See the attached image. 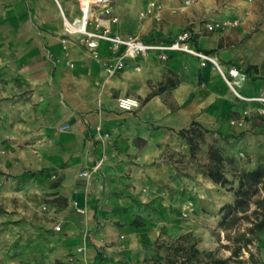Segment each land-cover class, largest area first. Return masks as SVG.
Listing matches in <instances>:
<instances>
[{"label":"crops","instance_id":"1","mask_svg":"<svg viewBox=\"0 0 264 264\" xmlns=\"http://www.w3.org/2000/svg\"><path fill=\"white\" fill-rule=\"evenodd\" d=\"M151 1L161 9L133 29L131 0H113L112 32L153 45L187 32L223 71L239 70L246 99L181 51L149 50L110 75L107 42L95 57L64 33L76 0H0V264H180L177 247L230 255L218 223L234 196L203 173L212 145L239 169L264 165V102L252 99L264 98V0H139V11ZM250 249L246 264H264V235Z\"/></svg>","mask_w":264,"mask_h":264},{"label":"trees","instance_id":"2","mask_svg":"<svg viewBox=\"0 0 264 264\" xmlns=\"http://www.w3.org/2000/svg\"><path fill=\"white\" fill-rule=\"evenodd\" d=\"M189 130H194V127ZM189 130H181L179 134L192 142V139L187 137ZM196 147L197 145H191V154ZM207 158L208 163L203 174L213 183L226 187L234 196L233 203L221 207L223 215L218 223L225 232V238L230 242V245L223 246L230 250V255L222 257L218 250L192 251L193 247H190L189 252L177 247L175 254L183 259L180 264H246L243 252L249 254V260L252 259L250 246L260 242V236L264 235V165L251 171L239 169L235 166L233 158L223 156L213 145L209 148ZM228 164L233 169L232 173L228 170ZM225 168L231 174V180L225 176ZM235 180L237 185H234ZM182 239L181 237L174 241L169 240L166 244L171 246L175 241Z\"/></svg>","mask_w":264,"mask_h":264},{"label":"built area","instance_id":"3","mask_svg":"<svg viewBox=\"0 0 264 264\" xmlns=\"http://www.w3.org/2000/svg\"><path fill=\"white\" fill-rule=\"evenodd\" d=\"M87 1L89 3L90 9H82V2ZM198 0H186L185 4L195 3ZM113 0H79V11L80 17L82 19V25L77 27H71L69 21L64 18V33L76 35V40L78 44L85 46L87 49L91 50L95 57H98L97 48L99 42L105 41L109 44L110 51L112 54V59L106 60V71L108 74L113 75L116 72L122 70L125 66V60L127 58H136L140 55H144L149 50H159L163 51H181L188 53L197 59H199L200 64L205 66L207 64L212 65L225 80V83L229 89L239 98L246 99L240 93L241 83L239 81V70L236 67H230L226 72L222 70L221 65L209 53H205L195 49L188 44L189 34L183 32L178 35L175 41H172L168 45H153L141 40L135 36L123 37L117 33H113L111 30V25L116 23L118 18L112 14V4ZM161 9V5L156 1H151L148 5L139 12L140 18H145L147 16L153 15L157 10ZM106 17V18H104ZM238 21L235 19L216 22L207 25V29L210 31L223 30L230 27H236ZM61 44L63 48H66V40L61 39ZM162 58L166 56L161 55ZM256 100H261L264 102V98H252ZM136 105L135 101L130 99H119L118 106L123 110H131L132 107ZM264 112V111H263ZM5 154V150L0 148V157ZM99 162L93 167V170L98 169ZM90 175L89 171H81L79 173L80 177L88 178ZM59 226L55 227L59 230ZM81 251V249H79ZM71 259V258H70Z\"/></svg>","mask_w":264,"mask_h":264},{"label":"rangeland","instance_id":"4","mask_svg":"<svg viewBox=\"0 0 264 264\" xmlns=\"http://www.w3.org/2000/svg\"><path fill=\"white\" fill-rule=\"evenodd\" d=\"M131 2H132V7H133V9H132V16H131V18L133 19V23L130 26L133 29H138L137 25L144 18H140L139 17V12H140L139 9L141 8V7H139V0H131ZM76 3H77V5H79V0H76ZM200 155L202 156V153ZM201 156H200V158H202ZM228 170H229L230 173L233 172V169H232L231 165H229V164H228ZM42 208H44V207H42ZM256 245H257V243H256ZM220 246L223 247L222 244ZM253 247H255V245L250 246V248H253ZM254 252L257 253L256 250H254ZM243 255H245L244 252H243Z\"/></svg>","mask_w":264,"mask_h":264},{"label":"bare ground","instance_id":"5","mask_svg":"<svg viewBox=\"0 0 264 264\" xmlns=\"http://www.w3.org/2000/svg\"><path fill=\"white\" fill-rule=\"evenodd\" d=\"M90 9L89 3L87 1L82 2V9ZM71 27H77L82 25V19L81 17H75L74 19L69 21Z\"/></svg>","mask_w":264,"mask_h":264}]
</instances>
